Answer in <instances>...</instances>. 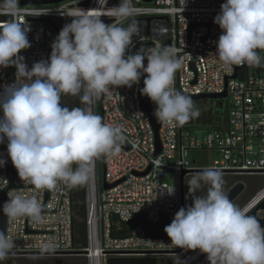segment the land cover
Returning a JSON list of instances; mask_svg holds the SVG:
<instances>
[{
  "label": "built area",
  "instance_id": "built-area-1",
  "mask_svg": "<svg viewBox=\"0 0 264 264\" xmlns=\"http://www.w3.org/2000/svg\"><path fill=\"white\" fill-rule=\"evenodd\" d=\"M25 0H19L20 2ZM65 0L57 4L33 5L19 21L30 28L28 39L31 47L19 55L30 69L33 63L48 60V48L57 37L52 27L44 22L49 19L60 31L71 18L64 15L77 7L106 9L110 0ZM140 13L135 19L140 24L139 35L133 36V48L129 54L147 44L146 50L156 47H172L181 62L175 74V88L187 96L223 94L228 110L223 120L207 123L203 117L195 118L197 127H209L204 138L191 134L189 123L177 126L159 122L157 155L155 130L151 119L155 118L156 105L151 101L150 112L140 102V82L132 87L110 89L102 101L96 99L93 111L105 123L119 125L124 141L116 156L104 157V182L114 185L108 190L102 187L98 175L100 158L92 165L89 180L84 183V215L82 232L76 225L79 219L75 191L77 186L60 182L55 189L35 190L21 181L15 169V188L7 192V200L18 192L36 196L44 206V220L33 222L28 217L8 218L6 234L15 242L9 257L26 256H81L87 264H106L110 257H151L169 264H208L199 250L176 248L164 231L176 212L186 206L184 179L200 172L190 159L192 151H212L220 160H214L210 168L228 175L264 176V66H222L215 57L216 43L221 29L214 23L215 16L225 0H133ZM151 18L149 23L144 19ZM9 17L0 16V20ZM112 23L108 18H102ZM148 31V33H147ZM16 68H0V93L16 80ZM236 78H233L234 75ZM8 75V77H5ZM209 101V100H208ZM97 102L99 111L97 113ZM82 105V104H81ZM83 107V105H82ZM143 113V117L135 116ZM2 114V113H1ZM0 159L6 161L0 167V191L9 186L8 170L12 163L7 153V141L0 144ZM183 177L181 186V175ZM146 173V174H145ZM173 177V184L164 182ZM264 200V185L241 207L251 203V210ZM256 218L264 222V209ZM136 218H140L137 222ZM51 242V250H43L42 244Z\"/></svg>",
  "mask_w": 264,
  "mask_h": 264
},
{
  "label": "clouds",
  "instance_id": "clouds-1",
  "mask_svg": "<svg viewBox=\"0 0 264 264\" xmlns=\"http://www.w3.org/2000/svg\"><path fill=\"white\" fill-rule=\"evenodd\" d=\"M29 8H21L19 0H0V16L9 17L0 20V68H16L15 82L0 93V144L7 141L20 180L35 190L55 189L60 182L84 184L96 159L120 153L122 128L105 123L92 108L110 89L130 88L143 76L141 94L156 105L159 122L183 126L200 115L192 98L175 88L181 62L172 47L129 54L133 36L140 32L135 19L140 9L133 0L65 13L71 22L53 41L50 57L30 69L19 55L31 47L30 28L19 21ZM105 17L112 23L106 24ZM214 23L221 29L215 57L222 66H264V0H225ZM63 96L79 97L83 107L64 105ZM5 163L0 159V167ZM224 184L219 169L194 173L187 184L191 204L181 207L164 231L173 246L199 250L208 264H264V227L249 215L251 203L235 204ZM203 186L206 193L197 195ZM0 212L35 223L44 220L42 203L20 192ZM14 248L15 242L0 231V264ZM51 248V242L42 244L45 251Z\"/></svg>",
  "mask_w": 264,
  "mask_h": 264
},
{
  "label": "rangeland",
  "instance_id": "rangeland-1",
  "mask_svg": "<svg viewBox=\"0 0 264 264\" xmlns=\"http://www.w3.org/2000/svg\"><path fill=\"white\" fill-rule=\"evenodd\" d=\"M251 69V66H250ZM78 97H71V96H63L62 103L68 107H72L77 103ZM195 107L199 110L200 115L198 117H203L207 123H210L212 117L218 120H223L222 117L225 116L228 107H226V103H224L223 110L216 107V103L213 101L208 100H201V101H194ZM96 111H99V103L97 102ZM99 114V113H98ZM192 119L188 125L191 134L196 135L198 139H203L206 135L209 127H197L194 126ZM221 157H218L212 151H192L190 153V159L195 161V165L197 167H211L213 165L214 160H220ZM98 175L99 178L102 177V169L99 163L98 165ZM192 178V175H188L184 179V186L187 193L186 196V205L191 204L190 197H189V190H188V181ZM223 178L225 180V185L231 183L242 182L245 185V190L240 194V196L233 201L235 204L239 205L240 207L248 201V199L260 188L264 185V176L262 175H228L223 174ZM102 179V178H101ZM164 182L168 184H173V177L166 176L164 178ZM207 189V186H203L200 190ZM84 184L78 185L75 191V202H77V213L79 215L78 221H76V225L80 227V231L82 232V219L84 215ZM8 261V262H7ZM3 264H86V260L82 256H56V255H49V256H26V257H8L6 262Z\"/></svg>",
  "mask_w": 264,
  "mask_h": 264
},
{
  "label": "water",
  "instance_id": "water-1",
  "mask_svg": "<svg viewBox=\"0 0 264 264\" xmlns=\"http://www.w3.org/2000/svg\"><path fill=\"white\" fill-rule=\"evenodd\" d=\"M62 1H65V0H25V1H21L20 5L21 6L50 5V4H57V3H60ZM118 3H119V0H110L108 4L110 6H115ZM87 4H88V0L83 2L81 4V6H86ZM43 21L48 23L52 27L56 36H58L60 31L55 27L53 22L49 19H44ZM144 21L149 23L151 21V18H146V19H144ZM105 23H107V21H105ZM147 33H148V31H147ZM146 47H147V44H142L138 49H140V48L146 49ZM48 53L51 55V46L48 48ZM144 63L146 66L147 61H145ZM245 68H246V64H244V66L240 69H245ZM236 76L237 75L235 74L233 76V78H236ZM143 79H144V77L142 76L141 80H140V86H141L140 102H141L142 108L149 113L150 112L149 105H150L151 100L148 97L141 94V90L144 87ZM189 97H191L193 101H201V100L218 101V100L225 99L226 93L224 92L223 94H220V95L205 94V95L189 96ZM102 99H103V95H101L99 97L100 101H102ZM219 108L222 109V102L221 101L219 102ZM0 115H2V114L0 113ZM101 116H102V114H101ZM151 123H152L154 130H155V139H156V146H157V151H156L155 155H157L160 151L159 142L157 140V130L159 128V122L157 119L152 118ZM100 165H101V169H102V177H101L102 178V187L104 190H108V189L112 188L114 185H107L104 182L105 170H104V157L103 156L100 157ZM14 173H15V168H14V166H12L8 170L9 186L6 190L0 191V206H2L5 201H7L8 190L15 188ZM185 174H186V172H183L181 175V186H182V183H183L182 181H183V177ZM244 190H245V185L242 182H237L225 191L228 193L229 198L232 201H235ZM48 192H49V190H46V197H47ZM262 209H264V200L257 207H255L253 210H251L249 212V215L255 216L256 212L258 210H262ZM257 220L261 223V226L264 227V222L262 220H259V219H257ZM6 224H7V217L5 215H3L2 212H0V231H3L6 233ZM81 254H82L81 251L78 253H75L76 256H81ZM106 264H169V262H162V263L159 262L158 263V261H156L155 258H151V257H110L107 259Z\"/></svg>",
  "mask_w": 264,
  "mask_h": 264
},
{
  "label": "trees",
  "instance_id": "trees-1",
  "mask_svg": "<svg viewBox=\"0 0 264 264\" xmlns=\"http://www.w3.org/2000/svg\"><path fill=\"white\" fill-rule=\"evenodd\" d=\"M5 77H8V75H6ZM78 101H77V103H75V105L74 106H72V107H82V105H81V103H80V100H79V97H78V99H77ZM223 107H224V105L222 104V109L221 110H223ZM218 108H219V106H218ZM215 119V118H214ZM209 127H211V126H209ZM235 184V183H234ZM233 183H231V184H227V185H225L224 186V189L225 190H227L229 187H231L232 185H234ZM206 190L207 189H203V190H198L197 191V195H204L205 193H206ZM186 196H187V193H186ZM190 200V202H191V198L189 199ZM136 220H137V222H140V218H136ZM186 252H189V251H186ZM84 258V257H83ZM85 259V258H84ZM86 260V259H85ZM87 264V263H86Z\"/></svg>",
  "mask_w": 264,
  "mask_h": 264
},
{
  "label": "flooded vegetation",
  "instance_id": "flooded-vegetation-1",
  "mask_svg": "<svg viewBox=\"0 0 264 264\" xmlns=\"http://www.w3.org/2000/svg\"><path fill=\"white\" fill-rule=\"evenodd\" d=\"M214 102V101H213ZM191 175H193V174H191ZM6 262V261H5ZM8 262V261H7Z\"/></svg>",
  "mask_w": 264,
  "mask_h": 264
}]
</instances>
